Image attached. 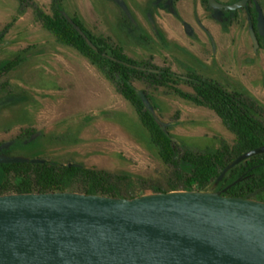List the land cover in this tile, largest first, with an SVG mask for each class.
I'll list each match as a JSON object with an SVG mask.
<instances>
[{
	"label": "rangeland",
	"instance_id": "obj_1",
	"mask_svg": "<svg viewBox=\"0 0 264 264\" xmlns=\"http://www.w3.org/2000/svg\"><path fill=\"white\" fill-rule=\"evenodd\" d=\"M50 3L51 0H0V37H4L5 42L15 36L18 44H9L3 49L14 51L31 47L25 57L30 65L18 73L20 81L29 82L27 89L34 103L30 106V116L35 117L38 128L43 129L49 138L60 139L61 149L56 145L50 148L44 145L37 147L39 152L46 155L49 150L47 157L51 164L71 162L111 174H126L130 177L129 196L152 194L151 189L156 183L164 185L169 171L154 150L148 147L146 133L142 132L133 109L116 87L76 50L56 43L50 33L34 24V10L43 11L50 7ZM69 3L78 9L89 30L93 13L96 17L100 12L114 13L105 0H70ZM63 9L72 13L69 7ZM181 15L190 21L189 8L184 9ZM162 23L167 32L165 36L172 41V48L166 50L160 44L161 48L152 51L139 49L133 53L126 50L129 57L139 61L149 58L154 66L168 67L181 77L187 68L191 69L228 89L245 90L264 105L263 50L254 55L248 27H231L222 33L218 27L205 23L214 38L211 51L215 52L216 61H203L211 56L206 45L201 46L207 43L203 32H196L198 41L192 44L184 37L178 23L173 22L174 27L171 26L169 18H164ZM9 25L11 28L5 33ZM98 28L105 35V27L100 24ZM150 36L155 39L153 34ZM1 47L0 63H4L5 52ZM183 66L187 67L184 69ZM12 78L9 77L15 83L17 80ZM135 87L155 98L160 107V120L173 123L168 128L170 135L188 150L203 152L216 148L221 141H232V134L226 131L212 111L182 100L174 95L172 89L156 90L137 83ZM178 88L183 93H191L182 83ZM135 129L138 132L134 133ZM1 139L4 141L3 137ZM139 181L143 182L140 184ZM216 187L213 184L210 189Z\"/></svg>",
	"mask_w": 264,
	"mask_h": 264
},
{
	"label": "water",
	"instance_id": "obj_2",
	"mask_svg": "<svg viewBox=\"0 0 264 264\" xmlns=\"http://www.w3.org/2000/svg\"><path fill=\"white\" fill-rule=\"evenodd\" d=\"M137 94L167 135L172 124L160 121L145 96ZM262 153L264 147L240 155L218 181ZM28 162L35 161L0 154V164ZM255 194L232 198L211 191H172L132 199L75 192L0 195V264H264V203L250 199Z\"/></svg>",
	"mask_w": 264,
	"mask_h": 264
},
{
	"label": "trees",
	"instance_id": "obj_3",
	"mask_svg": "<svg viewBox=\"0 0 264 264\" xmlns=\"http://www.w3.org/2000/svg\"><path fill=\"white\" fill-rule=\"evenodd\" d=\"M52 9L56 11L54 6ZM40 20L43 28L57 41L73 48L95 66L133 108L142 132L146 133L148 147L154 150L161 164L169 171L164 185L156 183L151 189L153 193L208 191L213 184H217L223 189L230 186L224 196L232 198H242L244 193L262 188L258 199L264 202V153L234 166L218 181L221 172L237 157L264 147V120H260L264 115V108L258 101L245 92H229L215 81L190 75L193 80L187 83L193 94L187 95L174 89L175 93L198 107L212 111L224 128L232 134L233 139L230 143L221 141L216 148L203 152L186 150L160 130L143 107L133 86L135 82H140L148 88L172 89L171 85H177V81L169 76V70L164 69L157 75L135 69L132 66L145 69L155 67L149 64L138 65L128 60L120 48L105 46L103 41L94 40L91 35L86 34L91 45L96 48V51L93 50L56 12L53 17H40ZM78 26L82 29L81 25ZM105 56L119 61H110ZM141 93L150 100L145 91ZM5 177H9L5 180L8 186H15V194L72 191L113 198L138 197L127 194L130 186L128 175L111 174L81 166L4 164L0 165V178ZM141 182L143 181H139L140 184ZM233 183L235 184L232 185Z\"/></svg>",
	"mask_w": 264,
	"mask_h": 264
},
{
	"label": "flooded vegetation",
	"instance_id": "obj_4",
	"mask_svg": "<svg viewBox=\"0 0 264 264\" xmlns=\"http://www.w3.org/2000/svg\"><path fill=\"white\" fill-rule=\"evenodd\" d=\"M69 1L70 0H51L49 8L44 9L43 11L36 8L34 10V24L42 30H45L42 26L40 17H53L56 12L62 19V21L67 22L81 37H83L85 42L86 40L89 41L88 37L86 36V34H89L94 40L103 41L105 46L110 45L112 47L115 46L117 48H120L123 55L128 60L133 61L138 65L149 64L155 67V69H145L144 67L132 66L135 69L141 70L143 72L154 73L157 75L160 74L164 69L169 70V76L177 81V85H171V87H173L172 89L174 95L177 97L179 96L175 93L174 89L181 92L178 88L180 83L187 85V87L191 90V93L184 94H193L191 87L187 83L193 80L190 75H196L202 79L208 78H204L188 68L184 73V77H181L175 75L168 67L159 68L154 66L150 62L151 60L149 58H147V60L142 59L141 61H139L138 59H132L131 57H129V54L126 53V50H130L133 53L135 51H138L139 49L143 52L152 51L157 47L161 48L160 44L166 50L171 49L172 41H170L169 38L165 36L167 32L166 29L162 26V20L164 18H169L171 26H173V22L178 23L184 31V37L190 40L192 44H197L198 38L196 32H203V34L207 38V43L201 46L206 45V48L209 50L211 55L209 58L205 57L203 61H216L215 52L211 51V46L213 45L214 38L210 30L205 26V23L218 27L222 31V33L228 32L227 29L231 27H234V29L240 27L243 28L244 26L248 27L253 41L254 55L256 54V52L263 50L264 57V0H225L224 2L220 0H214L220 6H237L234 9L228 10L222 8H213L209 5L208 0H105L112 6L114 13L105 14L106 12H100L97 17L95 13H93L91 19L92 24L90 23L92 25L91 30L87 29V26L81 18L78 9L75 6L73 8L70 5ZM53 6L56 11L52 9ZM63 7H69L70 9H72V13L69 14V12H66ZM188 8L191 11L190 21L183 19L181 15V12L184 9ZM78 24L82 26V29L78 26ZM100 24L105 27V35L101 31L99 32L100 29L98 28V25ZM10 26L11 25H9L5 29V33H8V29L11 28ZM150 33L153 34V38H155L154 40L150 36ZM3 39L4 37H0V43H2ZM55 42L60 43L57 40ZM2 44V47L1 44L0 47L5 52V59H3L2 61L5 62L0 63V81L4 79V81L0 83V154L5 156L24 158L29 161H35L34 163L28 162L31 164L39 163L55 165L51 164L50 158L47 157V155L49 154V150L48 152L46 151L45 155L39 152L38 148L39 146L44 145L48 146L49 148L51 145L60 147V139L49 138L48 134H45L43 132V129L38 128L35 117L33 118L30 116V106H34V103L33 98L29 93V90L27 89L29 82H23L19 80V71L25 68L28 64L30 65V63H27L25 57L27 56L28 51L31 50V47L28 46L24 50H17V48L14 51H5V49H3L4 46L6 47L9 44L18 45L17 38L15 36H11L8 41H3ZM89 46L92 47L93 50L96 49L91 45V42ZM184 54H188V58L190 57L189 53L185 52ZM105 57L110 61H119L110 56ZM174 60H176V58H174ZM126 65L129 66V64ZM186 67L187 66H183L182 68L185 69ZM9 77H13L12 79H14V81L17 80L18 83H16L17 81H15L14 83L9 79ZM136 83L146 86L140 82H135L133 84L134 87ZM217 83L220 84L219 82ZM16 84H18L19 86L17 87ZM220 85L223 86L222 84ZM223 87L229 92L236 91L249 94L245 90L228 89L225 86ZM135 89L136 93L137 91H145L139 90L136 87ZM157 89L158 88H156V90ZM147 95L150 97V100L145 95L144 96L153 107L158 119L160 120L159 105L150 93H147ZM260 105L264 108V105L262 103H260ZM260 120H264V115L261 116ZM2 123L5 124L2 125ZM168 128L166 130L167 135L165 133L164 134L169 137L171 141L177 142L179 146H183L176 138L170 135ZM135 130H133L134 133L138 132L137 129ZM1 137L4 138V141H2ZM185 149L188 150L186 147ZM27 153L30 154L29 157H27ZM65 165L79 166L78 164L71 162L55 166ZM6 178L9 177H5V179L0 178V195L15 194V186L13 187V185L11 184L8 186L7 181H5ZM229 187L230 186H227L223 189L220 188L219 185H217L216 188H209L208 191L225 195V192ZM255 191L256 194L250 199L261 202L258 199V194L263 191L262 188L254 190L250 193H244L242 198H247L248 195Z\"/></svg>",
	"mask_w": 264,
	"mask_h": 264
}]
</instances>
